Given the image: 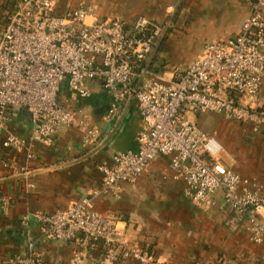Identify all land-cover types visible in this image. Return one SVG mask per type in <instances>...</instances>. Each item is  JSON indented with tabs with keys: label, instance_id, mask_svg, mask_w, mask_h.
<instances>
[{
	"label": "built area",
	"instance_id": "2783aa9c",
	"mask_svg": "<svg viewBox=\"0 0 264 264\" xmlns=\"http://www.w3.org/2000/svg\"><path fill=\"white\" fill-rule=\"evenodd\" d=\"M57 0H0V147L36 158L34 146L55 148L60 131L76 128L85 148L101 143L100 129L72 103L88 100L87 83H100L112 97L108 119L116 117L124 102L134 97L143 119L138 151L115 153L111 164L100 165L102 184L90 195L55 213L27 215L45 237L57 242L76 241L81 249L102 242L105 260L136 264H169L149 251L123 243L117 227L121 219L100 216L96 199L118 194L133 185L152 162L170 158V168L184 181V197L204 211L215 206L218 193L231 211L226 227L246 230L250 241H264V193L247 184L225 161V149L213 134L202 131L193 119L203 114L264 128V107L259 93L264 79V0H253L240 32L221 42L206 43L202 57L186 68L166 73L151 69L141 86L136 84L150 60L163 28L140 17L132 24L104 19L94 5L56 13ZM31 115V132L21 136L10 130L17 114ZM0 153V163L9 165ZM9 200L0 197V210ZM6 264H51L33 250ZM0 258V264H2ZM70 264H83L81 252Z\"/></svg>",
	"mask_w": 264,
	"mask_h": 264
},
{
	"label": "crops",
	"instance_id": "0c3cea01",
	"mask_svg": "<svg viewBox=\"0 0 264 264\" xmlns=\"http://www.w3.org/2000/svg\"><path fill=\"white\" fill-rule=\"evenodd\" d=\"M58 1V0H57ZM56 13L63 14L76 6L60 0ZM180 0H86L104 19H123L132 24L144 17L162 26L171 18ZM251 0H183L167 34L165 50L160 54L178 59L186 68L204 54L206 43L235 37L250 14ZM153 69V68H152ZM168 69V68H167ZM165 68L155 72L166 73ZM91 97L72 103L66 96L62 105L67 110L80 109L100 129L101 142L109 137L119 118L124 115L116 139H112L90 158L31 176L16 178L40 169L60 166L89 154L76 128L60 131L55 148L34 146L36 158L27 161L24 153H11L9 165L0 163V197L9 200L0 210V258L2 264L22 255L33 244V250L47 263L70 264L80 251L83 264H136L120 260L109 263L99 247L81 249L76 241L57 242L45 237L42 227L27 215L63 211L91 194L102 184L100 165L111 164L115 153L138 151L137 137L143 125L135 101L123 103L118 114L108 119L112 97L100 83H87ZM264 107V79L259 93ZM20 114V113H19ZM16 115L10 130L21 136L31 132V121ZM203 114L193 119L198 127L215 134L225 149V161L243 182L262 187L264 193V128L228 120L222 115ZM211 123L214 124L211 127ZM124 125V128H122ZM6 179H10L4 181ZM186 185L170 168V158L152 162L148 171L133 185H123L118 194H104L96 199L94 211L100 216L121 219L117 227L120 240L155 253L169 264H264V241H250L246 230L233 232L226 227L231 211L223 196L215 195V206L204 211L184 197ZM264 216V212H263Z\"/></svg>",
	"mask_w": 264,
	"mask_h": 264
},
{
	"label": "water",
	"instance_id": "95a60500",
	"mask_svg": "<svg viewBox=\"0 0 264 264\" xmlns=\"http://www.w3.org/2000/svg\"><path fill=\"white\" fill-rule=\"evenodd\" d=\"M182 1H183V0H180V1H179L177 7L175 8V10L173 11V13H172V15H171L170 20H169L168 23L165 25V27H164V29H163V31H162V34H161V36L159 37V39H158V41H157V43H156V45H155V48H154L153 53H152V55H151V57H150V60H149L147 66H146V68H145V71L143 72V74L141 75V77L139 78V80L137 81V84H136V87H135L136 90L141 86V84H142V82H143V80H144V78H145L146 73L151 69L153 62H154V60H155V58H156V56H157V54H158V52H159V50H160V48H161V46H162L164 40L166 39V36H167V34H168L170 28L172 27L173 20H174L176 14L178 13V10H179V8H180V6H181V4H182ZM133 99H134V97L132 96V97L128 100L127 108H128V106L132 103ZM121 107H122V106H121ZM117 114H118V113H117ZM19 116L22 117V119H24V120H30V121H31V115H30L28 112H26V111H22V112H20ZM123 117H124V115H122V116L119 118V120H118V122H117V124H116V126H115V128H114V130H113L112 133L109 135V137H108L107 139H105L104 141H102L99 145H97V146H96V147H95V148H94L89 154H87L86 156H84V157H82V158H79V159H77V160H74V161H72V162H69V163H66V164L60 165V166H54V167H50V168H46V169H40V170H38V171H35V172H32V173H28V174H21V175H18L17 177H14L13 179H16V178H22V177L31 176V175H35V174L42 173V172H45V171H50V170H53V169H57V168H59V167H65V166H68V165H72V164H76V163H79V162H81V161H84V160L87 159V158H90V157L93 156L95 153H97L98 151L102 150V149L108 144V142H109L110 140H112L113 138H114V139L117 138L118 134H116V133L118 132V129H119L120 126H121V122H122ZM123 128H124V125H122V128H121V129H123ZM114 139H113V140H114ZM7 180H10V179H6V180H4V181H7Z\"/></svg>",
	"mask_w": 264,
	"mask_h": 264
},
{
	"label": "trees",
	"instance_id": "16d2710c",
	"mask_svg": "<svg viewBox=\"0 0 264 264\" xmlns=\"http://www.w3.org/2000/svg\"><path fill=\"white\" fill-rule=\"evenodd\" d=\"M253 0H251V4H252ZM123 20V19H121ZM125 21V20H123ZM128 21H126L127 23ZM128 24V23H127ZM153 25H156V26H159L158 23H156L155 21L152 22ZM130 25V24H129ZM159 27H162V26H159ZM163 28V27H162ZM166 42H167V36H166V39L164 40L153 64H152V68L155 70L157 68H160V69H163L165 68L167 70V68H172L174 66H177V65H173V66H169L170 64H168L169 61L166 60V58L163 56H160V54L165 50L166 48ZM0 153L3 157H5L6 159H9L11 157V152L8 151V150H4L3 148L0 147ZM103 164H106V163H103ZM108 164V163H107ZM76 203V202H75ZM74 204V203H73ZM95 247H99L102 252L105 254V249H104V245L102 242H98V243H95ZM146 250V249H145ZM146 251H149V250H146ZM150 253H153L155 254L154 252L152 251H149Z\"/></svg>",
	"mask_w": 264,
	"mask_h": 264
},
{
	"label": "rangeland",
	"instance_id": "374dc122",
	"mask_svg": "<svg viewBox=\"0 0 264 264\" xmlns=\"http://www.w3.org/2000/svg\"><path fill=\"white\" fill-rule=\"evenodd\" d=\"M81 2H85V3H87L86 2V0H69L68 1V3H66L67 5L69 4L70 6H76V5H78V4H80ZM62 1H60V0H58L57 1V6L59 5L60 6V4L62 5ZM68 5V6H69ZM166 58V57H165ZM166 60L167 61H169L168 62V64H170L169 66H173V65H178V62L177 61H179L178 59L176 60L175 58L173 59V58H170V57H168V58H166ZM169 69V68H168ZM212 117H214L215 119H217V116L215 115V114H210ZM210 124H211V127H213L214 126V124L213 123H211L210 122ZM213 135H215V134H213ZM216 136V135H215ZM217 137V136H216Z\"/></svg>",
	"mask_w": 264,
	"mask_h": 264
}]
</instances>
